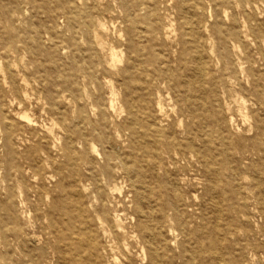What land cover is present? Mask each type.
Masks as SVG:
<instances>
[{
    "label": "rangeland",
    "instance_id": "rangeland-1",
    "mask_svg": "<svg viewBox=\"0 0 264 264\" xmlns=\"http://www.w3.org/2000/svg\"><path fill=\"white\" fill-rule=\"evenodd\" d=\"M193 1L0 0V61L6 68L4 42L5 37L11 35L18 41L20 48L17 52H11L8 59L12 69L14 71L15 69L24 70V75L31 82L30 87H27L29 93L39 94L43 101H46V96L50 93L59 98L65 117L64 123L68 126V131H71L75 127V120L80 111L79 105L90 117L97 120L98 113L106 110L113 92L118 97V101L124 104V87L119 81L121 77L118 69L123 66L128 51L127 40L130 36L138 37L147 46L153 42V48L160 54V57L169 61L174 75H180L183 72V67L179 69V59L182 55L191 56V54L202 52L207 63V70L202 74H197L196 78L202 82L210 77L220 79L217 58L210 51L211 45L214 43L218 45V30L225 29L223 7L225 8L226 5H220L217 0H203V8L194 10ZM78 9L90 11L94 15L92 57L87 50L88 43L85 34H78L80 47H76L70 42V38L75 32V25L72 23ZM229 11L232 12L231 8ZM112 47L121 49L122 53L119 51L118 57L122 60L113 59ZM256 50L253 47V52ZM184 70V74L188 75L189 70ZM261 70L264 71V68ZM6 72V76L10 79L13 75L7 70ZM172 74L168 73L167 75L172 77ZM249 77L253 78V76ZM74 79L77 82H73ZM250 79H244L245 83L242 89L228 81L216 83L213 106L225 115V119L222 118L219 123V129L208 131L209 126H207L206 120H196L192 124L194 128L203 127L202 132L209 134L208 156L213 161V166L218 164L219 169L223 173L225 172L227 177L242 183H247L248 180L244 178V175L249 177L256 175L254 179L256 180L258 168L262 166L257 155L247 154L253 140H245L244 148L231 143L226 148H229L226 152L223 148V141L218 136L225 135L228 129L235 133L237 126L244 129L249 124H256L264 117V105L259 111L245 109L241 97L237 93L239 91L245 98L253 96ZM18 81L20 80L18 79ZM173 83L174 85L179 84L177 81ZM203 83L202 86L209 87L208 82L204 81ZM260 83L264 86V80ZM155 87L157 88L154 85L151 94L147 96V101L150 107L156 111L158 109L157 101L162 98L164 111L162 113L155 112L156 118L161 121L159 123L161 133L154 129L143 130L138 135H132L129 129L123 131L120 129L118 132L116 122H121L128 115L125 108V111L120 114L113 113V121H110L106 128L97 124L101 130V136H96L92 139L93 142L101 151L112 150L113 145L120 151L124 163V167L118 169L120 180L124 181L127 189H130V179L136 183L142 181L143 184L148 185L149 191L152 190L151 198L156 201L160 198L167 213L172 216L171 219L169 218L170 224L180 233L179 238L184 237L181 234L182 227L190 230L197 229L196 232L191 231V235H188L191 244H195L200 237L203 238L205 244H209L208 237H220L223 252H226L227 247L232 245L230 247L236 255L240 258L246 255L250 264H259V262L264 264V251L258 245L264 242V237L253 235L250 230L251 226L247 227L245 224L246 229L242 231L238 229L239 225L236 222L235 234L231 236L228 233L230 238H221L227 222H232L237 218V212L229 208L230 203L241 201L232 202L230 195L235 188L223 182L212 183L208 172H205L201 163V157L191 148L181 145L184 138L181 129L185 123L191 121V118L188 115V103L184 100L185 93L182 88L180 89V85L161 84L159 87L161 96L155 94ZM60 90L67 94L76 93L77 96L91 93V96L86 97L85 100H79V105L75 107L72 100L61 96ZM132 90L135 91L133 88ZM17 93L16 89L0 91V103H3L5 113L14 121L18 120L15 117V112L19 110L18 104L15 102ZM133 104L136 111L145 113L149 110L146 103L143 106L140 101L135 100ZM27 111L37 120L38 125L34 126L38 127L39 132L37 135H33L31 124L21 123L18 125L19 133L14 139V147L17 151L23 152L22 157L13 156L3 149L2 143L5 135L4 131L0 129V189L4 176L14 187L12 195L7 199H4V192L1 189L0 196L4 199L7 210L0 209V224L4 226L6 224L10 232L13 229H18L23 234H28V232L31 234L35 231L42 240L46 241L50 239L52 227L49 225V219H44L42 215L50 209L51 200H58L64 192L68 194L69 201L77 200L75 194L68 193L72 184L70 185L67 178L76 167L80 172L84 170L82 166L75 164L74 160L89 149L88 144L76 140L74 151H72L74 162L64 159L55 149V137L52 134L50 137L46 135L48 131L46 127H52L57 132L59 129L61 130V123L58 120L61 114L57 112L58 110L55 114L49 105L43 108L40 106V102L31 98ZM243 114L249 115L248 123L242 122ZM231 116L236 119L232 128V125H228ZM179 120L182 122V127ZM255 126L256 131H261L262 128L259 129L257 125ZM59 132L58 135L65 133ZM247 136H253V130L248 131ZM202 137H206V134H202ZM228 140L229 138H226V141ZM38 143H41L42 151L40 153L42 154L36 153ZM193 143L200 147L202 140L199 137H194ZM89 151L91 152V150ZM26 153H32V158L30 155V159H25ZM95 153L92 151L90 154L96 155ZM48 155L56 161L54 165L50 163ZM58 162L61 163V169L64 168L65 176L61 177L56 174L55 177H51L52 166L59 165ZM67 162L68 164H66ZM96 164L98 165V163ZM16 166L19 167V172L16 171ZM35 171L44 176L42 185L36 178ZM261 171L263 170L261 169ZM231 174L233 175L231 176ZM60 178H63L64 181L56 186L55 182ZM224 179L226 180L225 177ZM86 183L89 184L86 191V203L89 211L96 208L101 213L100 204L111 207L106 196L102 198L103 201L99 198L92 180H86ZM104 186L107 187V184ZM249 187H241L249 203L248 208H244L242 212L246 209L245 212L250 217L252 225L253 223L260 224L263 219L253 208L258 200H256V196L259 188H264V179L256 181ZM222 188L226 192H222ZM22 189L25 193L22 192ZM217 189L220 190L216 191ZM147 193L148 191L145 194ZM116 195L119 200L121 197L119 194ZM232 199L236 200L238 197L234 195ZM142 204L147 208L146 202ZM213 225H218L220 227L218 229L221 230L211 232L210 227ZM253 228L256 232L257 227ZM33 247L34 243L29 242L22 248L27 251ZM173 251V253L168 252L169 256L170 253L171 256L172 254L178 256L177 252H180V249L173 248ZM18 252L19 249L14 240L6 248L0 243V262H4L0 264L33 263L16 262L19 257ZM115 252L118 257L129 264L141 263V257L134 252L130 254V260L123 256L121 248H116ZM89 262L90 260H85L78 264H89ZM37 263L50 264L47 262Z\"/></svg>",
    "mask_w": 264,
    "mask_h": 264
},
{
    "label": "bare ground",
    "instance_id": "bare-ground-1",
    "mask_svg": "<svg viewBox=\"0 0 264 264\" xmlns=\"http://www.w3.org/2000/svg\"><path fill=\"white\" fill-rule=\"evenodd\" d=\"M217 1L220 5H226L225 8L223 7L225 20L223 24L225 25V29L218 30V45L215 43L211 45L210 52L217 58V69L220 73V79L210 77L204 80L209 83V87H206L202 86L204 85V81H199L196 78L197 74H202L207 70V63L202 52L191 54V56L182 55L179 59V69L183 67V72L181 71L180 75H174L172 74L169 61H165L160 57V54L153 48V42L147 46L138 37L134 38L130 36L127 40L128 51L126 52L123 66L118 69L121 77L119 81L124 87V104L118 101V97L113 92L106 110L100 111L97 120H95L85 112L78 102L79 100H85L86 97H90L91 93L77 96L76 93L71 92V94H67L63 90H60L59 93H61L62 97L72 100L75 107L79 105L80 111L75 120V127L71 131H68L69 128L64 123L65 117L61 110L62 104L55 94L50 93L46 96V101H43V98L39 94L28 92L27 87H30L31 82L24 75V70L15 69L14 71L8 60L11 52H17L20 49L18 41L12 38L11 35L5 37L4 53L6 68L0 61V91L18 90L15 102L18 104L19 110L15 112V117L18 120L14 121V119H10L5 113L3 103H0V129L4 131L5 135L4 142L2 143L3 149L13 156L22 157L23 152L17 151L14 147V139L19 133L18 125L21 123L31 124L33 135H37L39 132L38 127L34 126L38 125L37 120L27 111L31 98H35L37 102H40L41 107L46 108L49 105L53 113L56 114V110H58L57 112L61 114L58 117L61 123V130L59 129V131L65 132L64 135H58L59 131H55L52 127H46L48 129L47 137H50L51 134L55 137V149L60 156L72 162V151H74V142L76 140L88 144V149L91 152H96V155H92L87 150L79 158H75V164L77 163L82 166L84 170L80 172L79 168L76 167L73 169V173L68 175V182L70 185H73V189L71 185V190L68 193L75 194L77 200L69 201L68 194L64 192L58 200H51L50 209L43 213V218L49 219V225L52 227L49 240H42L35 231L31 234L30 232L23 234L18 229H13L10 232L6 224L5 226L0 224V243L3 244L4 248L10 245L12 240L17 244L19 257L16 262H33L32 264H38L37 262L78 264V262L90 260L89 264H129L117 256L115 249L121 248L123 256L129 260L131 259L130 254L133 252L141 257L140 264H250V260L246 255L243 258L236 255L230 247L232 245H229L227 251L223 252L221 248L222 241L219 240L220 237H208L209 244H205L203 238L200 237L195 244H191L192 242L188 239V235H191V231L196 232L197 229L190 230L182 227L181 234L184 237L179 238L180 233L170 224L172 216L167 213L159 197L157 201L151 198L152 190L149 191L150 187L148 185L143 184L144 182L142 181L136 183L130 179V189H127L124 181L120 180L118 169L119 167H124L120 151L114 145L112 150L104 149L101 151L92 140L96 136H101V130L97 126L98 123L106 128L109 122L113 121V113L118 112L120 114L125 111V108L128 115L121 122H116L118 132H120V129L122 131L129 129L132 135H138L143 130L154 129L161 133L159 124L161 121L156 118L155 112L162 113L164 111L162 98L158 99V109L154 111L148 104L147 96L151 94L154 85L157 86V88L155 87V94L157 96H161V90L159 89L161 84H168L170 86L180 85V89L182 88L183 93H185V95L183 94L184 100L188 103V115L191 118V121L185 123L184 126L181 120H179L181 127L183 126L181 132L184 135L181 145L191 148L201 157V163L205 172H208L207 174L212 183L223 182L235 188L234 192L230 195L232 202L241 201L230 203L229 208L237 212V218L233 219L232 222H227L226 229L223 231L221 238L228 239L235 234L236 229L234 227H236V222L239 225V227L237 226L238 229L245 231L246 225L247 227L249 225L251 226L250 230L253 235L264 237V188H259L258 195L256 196V200H258L253 208L254 211L261 215L263 220L260 224L253 223V225L250 217L245 212L246 209L242 212L244 208H248L249 203L246 194L241 190L242 186L249 187L256 181L264 179V117L256 124H249L247 128L241 129L237 126L235 133L228 129L225 135L221 134L218 136L223 141V148L226 152L229 150V148H226L231 143L244 148L245 140H253V144L247 154L250 156L257 155L262 166L258 168L260 171H257L258 178L256 180H254L256 175L253 177L244 175V178L248 179L247 183L233 181L230 177L226 176L225 172L223 173L219 169L218 164L213 166L214 163L208 156L209 147L207 145L210 143L209 134L202 132L204 130L203 127L197 126L194 128L192 125L196 120H206L207 126H209L208 131H212L215 128L219 129L221 119H225L223 112L213 106L214 96L216 95L215 86L218 81H228L242 89L245 80L250 79L249 76H253L250 81L254 97L245 98L239 91L237 93L240 95L245 109H251V111L256 109L259 111L262 105H264V86L260 83V81L264 80V71L261 70L264 68V0ZM202 2L203 0H194L192 4L193 9L203 8ZM229 8H231L232 12L229 11ZM93 21V13L78 9L72 23V25H75V32L70 38V42L74 46L80 47L78 34H85L90 57L93 56L91 51L94 50ZM253 47L257 49L255 52H253ZM119 51L121 49L111 48L113 59L122 60V58L118 57ZM184 69L189 70L188 75L184 74ZM6 70L13 75L10 78L11 80L6 76ZM167 72L172 74V77H168ZM75 79L73 82L76 81ZM174 81H177L179 84L174 85ZM135 100L140 101L143 106L146 103L149 109L148 112L136 111L133 104ZM248 121L249 115L243 114L242 122L248 123ZM234 123H236V119L231 116L228 125H232V128L234 127ZM255 125L259 129L262 128L261 131H256ZM250 130H253V136L248 137L247 133ZM202 134H206V137H202ZM194 137H199L202 140L200 147L194 145ZM226 138H229V140L226 141ZM37 147L36 153L39 154L42 151L41 143H38ZM45 153L48 152L45 151ZM30 155L32 158V153H26L25 159H30ZM47 158L52 165L55 164L56 161L53 157L51 158L48 155ZM58 164L57 166H52L51 177H55L56 174L61 177L65 176L64 168L62 170L61 163L58 162ZM16 171H20L18 166H16ZM35 174H37L36 178L42 185L41 182L44 176L38 171H35ZM86 180L93 181L99 198L103 201L102 198L106 196L111 207H105L104 204H100L102 208L101 213L96 208L89 211L86 203V191L89 188V184L86 183ZM61 181H64L63 178L57 179L55 185L59 186ZM2 182L1 189L4 192V199H7L12 195L14 187L6 180L5 176L2 178ZM104 184H107V187ZM219 190L217 189L216 191ZM147 191L148 193L145 194ZM22 192L25 193L23 189ZM222 192H226V190L222 188ZM116 194H119V197H121L119 200ZM234 195L238 199L233 200L232 197ZM4 199L0 196V209L7 210ZM144 202L147 203V208L142 204ZM253 227H257L256 232ZM218 228H220L218 225H213L210 227V230L211 232H217L221 230ZM228 241L227 244H229ZM29 242L34 243V247L26 251L22 247ZM258 245L264 251V242ZM172 247L180 249V252H177L178 256L174 254L171 256V253L169 256V251L174 252ZM4 252H7V250H4ZM187 253L189 254L188 256L186 255ZM259 264L263 263L259 262Z\"/></svg>",
    "mask_w": 264,
    "mask_h": 264
}]
</instances>
